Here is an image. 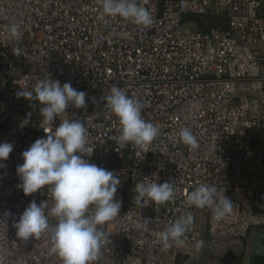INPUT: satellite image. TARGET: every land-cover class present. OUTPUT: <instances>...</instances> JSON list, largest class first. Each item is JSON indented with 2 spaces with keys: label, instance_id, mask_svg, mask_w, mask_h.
<instances>
[{
  "label": "built area",
  "instance_id": "obj_1",
  "mask_svg": "<svg viewBox=\"0 0 264 264\" xmlns=\"http://www.w3.org/2000/svg\"><path fill=\"white\" fill-rule=\"evenodd\" d=\"M138 3L150 10L151 26L102 19L99 0H0V143L13 145L0 162V264H62L50 234L23 241L13 226L33 200L51 206L47 186L24 195L16 169L23 152L46 138L43 128L62 119L83 122L94 150L83 158L120 179V213L103 226L107 242L94 264H189L202 252L211 261L232 242L264 233V0ZM195 17L221 24L206 28ZM46 76L86 92V107L70 105L44 125L42 105L17 93ZM113 86L144 103L143 118L159 127L147 153L119 147V123L104 99ZM185 127L198 149L180 142ZM145 178L173 183L174 199L137 205L135 185ZM201 183L223 187L233 212L216 221L211 209L187 205ZM187 212L194 224L185 244L163 249L158 234Z\"/></svg>",
  "mask_w": 264,
  "mask_h": 264
},
{
  "label": "clouds",
  "instance_id": "obj_2",
  "mask_svg": "<svg viewBox=\"0 0 264 264\" xmlns=\"http://www.w3.org/2000/svg\"><path fill=\"white\" fill-rule=\"evenodd\" d=\"M99 3L102 19L119 17L143 27L153 23L150 10L141 6L138 0H99ZM9 32L16 40L22 36L17 25H11ZM17 96L38 101L42 105L40 114L43 124L51 126L57 117L65 114L70 105L78 109L85 108L87 93L73 88L70 82L61 86L58 80L46 76L35 84L33 90L21 88ZM104 99L119 123V147L122 149L131 144L147 153L160 130L157 125L143 118L145 104L117 86L111 87ZM43 131L46 138L37 139L23 152V164L18 165L16 171L22 181L18 187L25 196L47 186L52 203L49 206L47 201L37 204L33 200L14 222L16 235L27 241L42 234H50L51 251L61 258L62 264H94L101 247L107 242L103 226L120 213L121 202L115 199L120 179L114 172L83 158L94 151L88 145L87 129L83 122L62 119L54 130L45 127ZM178 136L180 142L190 149L199 148L191 129L182 128ZM12 150L11 143H0V162L6 161ZM0 167L4 165L0 163ZM134 192L137 205L149 202L164 205L175 197L173 183L158 184L147 178L136 183ZM186 203L197 209H211L212 218L216 221L230 215L234 209L233 202L225 195V189L216 183L199 184L187 195ZM4 215L10 217L11 213L6 212ZM50 217L55 218L56 222L50 223ZM193 224L191 212L169 223L158 234L163 249L183 246ZM203 245L204 241L198 240L194 248L200 251Z\"/></svg>",
  "mask_w": 264,
  "mask_h": 264
},
{
  "label": "crops",
  "instance_id": "obj_3",
  "mask_svg": "<svg viewBox=\"0 0 264 264\" xmlns=\"http://www.w3.org/2000/svg\"><path fill=\"white\" fill-rule=\"evenodd\" d=\"M256 232L259 231L250 233L245 242L240 240L232 242L229 247L219 251L218 255L213 257L211 261L208 260V255L202 252L189 264H251L250 257L253 246V236ZM181 260H186V257L181 258Z\"/></svg>",
  "mask_w": 264,
  "mask_h": 264
},
{
  "label": "water",
  "instance_id": "obj_4",
  "mask_svg": "<svg viewBox=\"0 0 264 264\" xmlns=\"http://www.w3.org/2000/svg\"><path fill=\"white\" fill-rule=\"evenodd\" d=\"M261 237H264V233L262 232H256L253 236V246L250 257L251 264H264V240H261Z\"/></svg>",
  "mask_w": 264,
  "mask_h": 264
},
{
  "label": "rangeland",
  "instance_id": "obj_5",
  "mask_svg": "<svg viewBox=\"0 0 264 264\" xmlns=\"http://www.w3.org/2000/svg\"><path fill=\"white\" fill-rule=\"evenodd\" d=\"M193 20L204 23L206 28L212 27L216 24H221V23H217V20H212L211 18H205V17H195L193 18Z\"/></svg>",
  "mask_w": 264,
  "mask_h": 264
}]
</instances>
